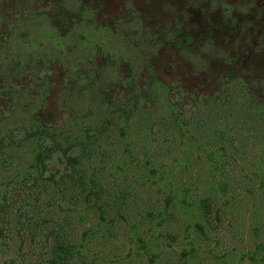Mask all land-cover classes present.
Segmentation results:
<instances>
[{"label": "rangeland", "instance_id": "rangeland-1", "mask_svg": "<svg viewBox=\"0 0 264 264\" xmlns=\"http://www.w3.org/2000/svg\"><path fill=\"white\" fill-rule=\"evenodd\" d=\"M31 7L47 12L60 36L71 33L69 48L62 50L74 55L71 67L56 59L48 72L44 67L38 74H48L53 87L43 110L19 106L27 114L40 110L41 119L58 124L65 115L82 112L95 96L87 88L77 95L78 87L88 85L86 70L100 71L104 84H97L107 104L133 107L129 92L158 78L176 88L168 104L183 106L175 116L167 103L147 102L149 117L134 112L136 121L125 134L120 122L109 133L92 130L99 140L86 160V179H96L104 189L101 198L120 211L107 221L84 206L66 211L83 216L78 241L85 229L93 230L85 264H264L261 137L254 138L250 118L237 123L236 116L214 112L211 121L212 110L194 106L230 77L264 99V0H0L1 15ZM165 31L172 40L162 38ZM185 36L190 42L181 45ZM81 41L88 44L87 55L79 54ZM130 74L136 85L118 84L116 79ZM33 76L26 79L30 85ZM69 87L75 91L66 102ZM32 88L27 94L36 97ZM15 194L10 190L0 217V264H42L44 249L28 236L26 208H20L18 227L10 223Z\"/></svg>", "mask_w": 264, "mask_h": 264}, {"label": "trees", "instance_id": "trees-1", "mask_svg": "<svg viewBox=\"0 0 264 264\" xmlns=\"http://www.w3.org/2000/svg\"><path fill=\"white\" fill-rule=\"evenodd\" d=\"M16 10L19 12L18 8ZM50 19L52 17L47 18V12H38L32 7L16 16L0 14V217L5 212V208H2L10 190L17 191L13 196L15 201L8 209L10 223L14 228L18 227L20 208H26L24 216L27 228H23L27 229L31 240L44 249L42 264H85L84 253L94 236L93 230L85 229L81 233L84 240L78 241L76 233L83 216L66 211L72 207L76 213L75 210L84 206L93 209L103 221H107L110 215L116 216L120 211L116 209L115 202L111 205L101 198L104 189L96 179H86V160L92 154L91 148L99 140L92 136V130L102 135L109 133L120 122L119 129L125 134V129L129 131L136 121L134 112L146 113L149 117L144 107L147 102L153 105L159 101L167 103L166 109L172 110L175 116L181 114L177 111L183 109V106L182 103L176 104L178 101L168 104L169 94L177 92L176 88L167 86L158 78L148 85L144 83L138 86L136 93L128 91L127 97L135 96L133 107L130 103L129 106L123 103L124 108L116 102L107 104L106 97L102 96L105 93L102 92V85L97 84L102 82L100 71L94 70L91 73L86 70L83 74L88 79V85L78 87L77 95L80 96L87 88L95 96L85 104L82 112L65 115L58 124L45 122L39 113L43 110L45 96L51 91L53 81L48 74L42 77L38 74H44V67L45 72H48L57 60L69 62L71 67L70 58L74 55L70 49L62 50L63 47L69 48L71 33H61L60 36L59 28ZM82 23H73L71 29H77ZM163 34L164 40H172L169 31ZM175 38L174 35L173 40ZM180 40L181 45L190 42L187 36L180 37ZM87 47V42L83 44L81 41L79 54L87 55ZM65 69L74 76L70 68ZM30 74L35 79L32 85L26 80ZM116 80L121 86H134L138 82L132 74ZM76 83L77 80L73 79L72 86L75 87ZM246 86L243 81H236V77H230L219 92L211 93L205 101L197 99L194 106L197 110H212L208 115L211 121L214 112L218 116L222 113L236 116L237 123L241 121L240 118H250V128L256 133L254 138L261 137L260 146L264 153V99L260 101L253 93L250 95L245 90ZM31 87L37 90L36 97L27 94V89L29 92L34 91ZM73 87H69L68 97L64 99L66 102L74 95ZM21 90L27 94V99L20 93ZM222 96L226 100L223 101ZM94 99H97L95 103ZM29 103L34 108L41 106L40 110L36 112L35 109V112L27 114L19 108H28ZM162 103H159L160 106ZM242 124L248 126L246 121H242ZM93 195L95 198L91 199ZM36 218L40 219L39 223H34Z\"/></svg>", "mask_w": 264, "mask_h": 264}]
</instances>
